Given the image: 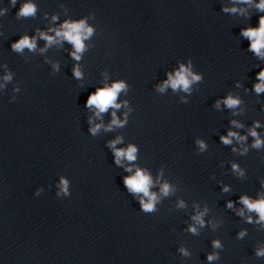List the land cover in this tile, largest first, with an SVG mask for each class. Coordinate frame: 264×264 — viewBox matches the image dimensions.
<instances>
[{"label": "clouds", "instance_id": "clouds-1", "mask_svg": "<svg viewBox=\"0 0 264 264\" xmlns=\"http://www.w3.org/2000/svg\"><path fill=\"white\" fill-rule=\"evenodd\" d=\"M238 2L242 4H251L252 0H238ZM255 7L258 9V11L264 12V0H260V2L255 5ZM35 10L36 9L34 5H32L31 3H27L23 5L20 9L19 15L31 16L34 15ZM224 11H231L233 13H236L242 10L237 9L236 7H232L231 9L225 8ZM93 31L94 30L92 27L86 25L85 20H80L79 22H65L62 26V30L55 31V37L48 36L45 33H40V36L47 42L48 46L57 43V38L66 40L73 46L74 49V51H72L70 55L73 59L79 61L81 58L79 53H82L85 50L84 40L88 39L93 34ZM241 35L250 42L249 50L254 52L257 57L264 59V16H261L259 18L258 27H249L247 29H242ZM35 46V38L30 39L27 36L21 38L18 42L12 45L15 51H22L25 47L32 50L35 48ZM73 75L78 79L81 78L82 74L79 71L78 67H74ZM189 76H191V80L189 79ZM257 78L260 83L254 85V90L256 93L264 92V69H261L259 71V73L257 74ZM5 79H10V77L6 76ZM200 79V76L193 75L191 73L190 68H186L184 65H181L180 70L175 72V76H173L171 73L168 74V79L164 82L163 87H166L170 84L173 90H176L177 88H182L183 90L188 91L190 88V84L193 81H198ZM125 87L126 85L123 82H115L111 87L105 86L103 88L96 89L94 92H91L88 95L85 106L87 108L95 107V109H97L95 113L96 116H100L101 113L107 112L109 108L118 109L121 107V105L117 103V96L118 93ZM163 87L160 88L161 91H163ZM223 102L229 108H234L240 103L238 99L232 98L231 96L226 98ZM219 103L220 101H217V107L219 106ZM112 117L113 118L111 121V125L108 126L109 128H111L112 125L122 126L123 122L116 118L115 112L112 113ZM89 122L91 123V118ZM232 123L235 124L236 127H241V125L237 124L235 121H233ZM101 127L102 125L97 124L95 127L91 128L90 131L95 135ZM255 127H259V124L257 123ZM250 135L256 138L253 147L259 148L261 144L264 143V141H261L258 137V133L255 131V128L250 130ZM232 137H236L238 140L245 139L244 137H239L235 132L229 131L227 136L221 137V141L225 145L231 144ZM118 142H120L119 138H117V140L115 141L109 142V147L114 150L116 164L119 165L121 159H127L129 162L134 161L136 159V147L129 146L126 150L116 149L115 144ZM198 143H200L201 149L205 147L203 142ZM232 167L234 170H237L238 168V166L235 164H233ZM126 171L131 172L132 169L129 167L126 169ZM123 183L129 192L135 194L142 193L143 197L147 198V201H145L144 199H140L139 202L141 209L144 212H151L154 210V205L158 197L154 193L150 192V187L152 186L153 182L149 175H147L144 171L137 169L133 175L125 177ZM58 187L60 189V191L57 192L58 196L61 193H63V195L65 196L70 195L69 181L67 179L61 177ZM170 190V186L167 183L163 184L161 187V192L164 195H168ZM224 190L227 191V188H225ZM40 191V189L37 190V195ZM240 203H242L249 212H255L258 214L259 221L257 222L264 221V198L252 200L245 195L240 197ZM228 207H232L231 201L228 202ZM239 214L243 215V212L241 211ZM202 215L203 213L193 217V219L201 226H203L204 223V221L201 219ZM249 222H251V217H249ZM189 230L192 233L196 232V228L192 226H190ZM243 235L244 233L241 232L240 236ZM213 247H220L219 241H213ZM180 251L184 255H188L187 251H185L184 249H181ZM256 255L264 256V250H257ZM215 258L216 257L214 255L208 256L209 261Z\"/></svg>", "mask_w": 264, "mask_h": 264}]
</instances>
